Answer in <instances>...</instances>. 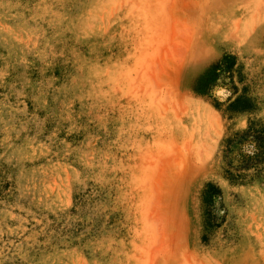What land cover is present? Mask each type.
<instances>
[{"label":"rangeland","instance_id":"1","mask_svg":"<svg viewBox=\"0 0 264 264\" xmlns=\"http://www.w3.org/2000/svg\"><path fill=\"white\" fill-rule=\"evenodd\" d=\"M248 126L264 0H0V264H264Z\"/></svg>","mask_w":264,"mask_h":264},{"label":"trees","instance_id":"2","mask_svg":"<svg viewBox=\"0 0 264 264\" xmlns=\"http://www.w3.org/2000/svg\"><path fill=\"white\" fill-rule=\"evenodd\" d=\"M230 65L231 63L224 61L217 63L216 67L223 70L229 68ZM212 100L215 106L220 102L217 96L213 97ZM221 158L225 173L234 180L242 179L249 170L258 172L264 169V129L248 126L234 133L232 137L225 140L221 149ZM218 192L219 190L210 184L207 185V189L204 191L207 202L205 214H207L208 226L214 224L215 221L208 207L211 206L212 197Z\"/></svg>","mask_w":264,"mask_h":264}]
</instances>
